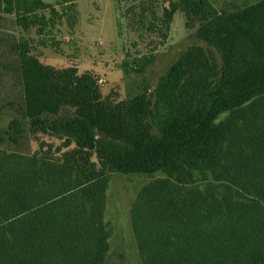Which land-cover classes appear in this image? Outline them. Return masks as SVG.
I'll list each match as a JSON object with an SVG mask.
<instances>
[{"label": "trees", "instance_id": "16d2710c", "mask_svg": "<svg viewBox=\"0 0 264 264\" xmlns=\"http://www.w3.org/2000/svg\"><path fill=\"white\" fill-rule=\"evenodd\" d=\"M76 1L55 7L70 12ZM55 7L0 0V15L42 31L48 19L38 13L62 18ZM177 11L187 28L198 23L197 39L220 66L211 50L190 47L159 78L153 102L147 92L104 98L92 74L44 65L27 43L16 46L26 127L62 142L57 156L0 152V264H101L111 172L158 178L130 210L143 264H264V0L230 13L170 0L166 29ZM153 61L139 58L133 71ZM197 174L206 187L188 188Z\"/></svg>", "mask_w": 264, "mask_h": 264}, {"label": "rangeland", "instance_id": "374dc122", "mask_svg": "<svg viewBox=\"0 0 264 264\" xmlns=\"http://www.w3.org/2000/svg\"><path fill=\"white\" fill-rule=\"evenodd\" d=\"M42 1L54 7L57 2ZM169 1L77 0L70 12L63 13L61 7H55L61 12L60 19L52 16L50 9L39 12L48 19L42 31L39 25L23 30L17 25L15 15H0V137L4 138L0 152L25 157L38 151L48 156L60 153L57 148L62 141L46 134H32L26 127L16 51L20 43H27L31 54L44 65L58 69L74 67L79 74H92L98 79L102 96L113 101L129 100L147 92L153 102L159 78L192 46L203 48L206 55L211 50L220 66L216 51L197 39L198 23L187 28L186 17L177 11L167 29L162 24V9L168 8ZM207 1L217 12L230 13L258 0ZM144 8L147 10L142 12ZM151 11L156 12L157 20ZM150 24L156 29L150 30ZM149 56L154 57L153 63L140 73L134 72V62ZM14 124L17 129L11 132L12 141L5 132ZM153 133L157 131L154 129ZM157 179L137 174H108L103 212L108 250L101 264H143L130 210L139 190ZM187 187L205 188L206 182L197 174L194 183Z\"/></svg>", "mask_w": 264, "mask_h": 264}]
</instances>
